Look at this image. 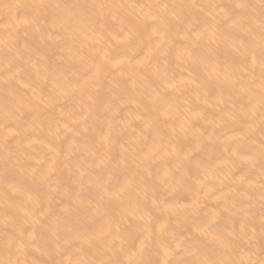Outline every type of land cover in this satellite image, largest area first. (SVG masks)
Instances as JSON below:
<instances>
[{
  "label": "bare ground",
  "instance_id": "bare-ground-1",
  "mask_svg": "<svg viewBox=\"0 0 264 264\" xmlns=\"http://www.w3.org/2000/svg\"><path fill=\"white\" fill-rule=\"evenodd\" d=\"M264 0H0V264H264Z\"/></svg>",
  "mask_w": 264,
  "mask_h": 264
},
{
  "label": "snow or ice",
  "instance_id": "snow-or-ice-1",
  "mask_svg": "<svg viewBox=\"0 0 264 264\" xmlns=\"http://www.w3.org/2000/svg\"><path fill=\"white\" fill-rule=\"evenodd\" d=\"M262 7H264V4H262ZM261 65L264 67V52H262ZM202 264H207V262H202Z\"/></svg>",
  "mask_w": 264,
  "mask_h": 264
}]
</instances>
